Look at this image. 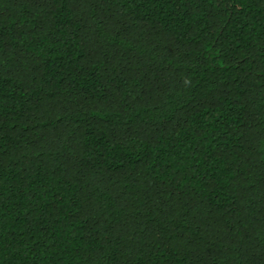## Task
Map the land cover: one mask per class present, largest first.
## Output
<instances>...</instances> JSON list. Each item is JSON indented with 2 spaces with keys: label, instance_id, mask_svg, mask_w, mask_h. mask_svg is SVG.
<instances>
[{
  "label": "trees",
  "instance_id": "trees-1",
  "mask_svg": "<svg viewBox=\"0 0 264 264\" xmlns=\"http://www.w3.org/2000/svg\"><path fill=\"white\" fill-rule=\"evenodd\" d=\"M0 264H264V0H0Z\"/></svg>",
  "mask_w": 264,
  "mask_h": 264
}]
</instances>
